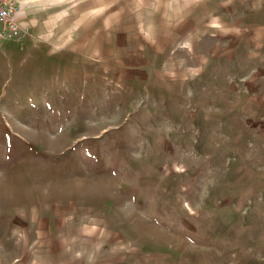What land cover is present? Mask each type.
<instances>
[{
	"label": "rangeland",
	"instance_id": "rangeland-1",
	"mask_svg": "<svg viewBox=\"0 0 264 264\" xmlns=\"http://www.w3.org/2000/svg\"><path fill=\"white\" fill-rule=\"evenodd\" d=\"M21 2L0 264H264V0Z\"/></svg>",
	"mask_w": 264,
	"mask_h": 264
},
{
	"label": "built area",
	"instance_id": "built-area-1",
	"mask_svg": "<svg viewBox=\"0 0 264 264\" xmlns=\"http://www.w3.org/2000/svg\"><path fill=\"white\" fill-rule=\"evenodd\" d=\"M16 8V0H0V41L26 32L14 16Z\"/></svg>",
	"mask_w": 264,
	"mask_h": 264
},
{
	"label": "crops",
	"instance_id": "crops-1",
	"mask_svg": "<svg viewBox=\"0 0 264 264\" xmlns=\"http://www.w3.org/2000/svg\"><path fill=\"white\" fill-rule=\"evenodd\" d=\"M16 6H17V8H16V10L14 12V16L18 20V18H20V13L22 12L21 10H22V7H23L21 0H16Z\"/></svg>",
	"mask_w": 264,
	"mask_h": 264
},
{
	"label": "bare ground",
	"instance_id": "bare-ground-1",
	"mask_svg": "<svg viewBox=\"0 0 264 264\" xmlns=\"http://www.w3.org/2000/svg\"><path fill=\"white\" fill-rule=\"evenodd\" d=\"M1 185V184H0ZM6 185V184H5ZM11 185V184H10ZM4 186V185H3ZM0 190H1V187H0ZM3 190V189H2ZM9 191V190H8ZM13 192V191H12ZM9 193V192H8ZM11 195H13V194H11ZM19 199V198H18ZM15 200V199H14Z\"/></svg>",
	"mask_w": 264,
	"mask_h": 264
}]
</instances>
